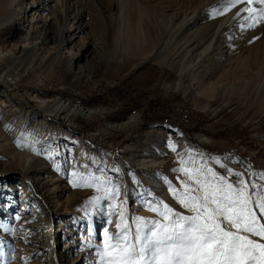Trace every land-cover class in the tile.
<instances>
[{"label": "rangeland", "instance_id": "374dc122", "mask_svg": "<svg viewBox=\"0 0 264 264\" xmlns=\"http://www.w3.org/2000/svg\"><path fill=\"white\" fill-rule=\"evenodd\" d=\"M31 1L41 8L29 13ZM261 9L259 0H0V102L8 104L0 103V264H106L105 243L125 225L134 240L139 218L169 223L159 214L164 204L193 215L172 192L184 191V169L208 179L214 172L234 187L242 178L253 201L264 195ZM57 102L88 113L55 116ZM31 147L49 163L67 160L65 181L54 182L52 170L26 176L8 158ZM151 152L159 164L138 169ZM151 171L166 197L145 180ZM84 177L99 190L73 186ZM47 208L53 227L26 225L37 213L49 223ZM64 225L80 248L65 251ZM56 231L54 261L32 248Z\"/></svg>", "mask_w": 264, "mask_h": 264}, {"label": "snow or ice", "instance_id": "6c2138e0", "mask_svg": "<svg viewBox=\"0 0 264 264\" xmlns=\"http://www.w3.org/2000/svg\"><path fill=\"white\" fill-rule=\"evenodd\" d=\"M229 2L235 7L238 0ZM259 3L264 4V0ZM260 13L264 15V9ZM183 171L188 177V181L183 182L184 191L178 194L173 188L172 192L193 215H182L164 204L159 214L169 223L139 218L134 240L128 235L127 226L122 228L118 224L123 234L116 237L115 243H105L101 259L107 256L106 264H264V244L249 238V235L264 238V223H259L264 219V195L257 194L253 201L248 182L242 178L239 186L234 187L214 172L208 179L198 171ZM234 175L242 177L241 173ZM82 179L84 183L74 181L73 186H95L99 190V185L88 183L90 177ZM253 204L260 213L259 219ZM148 224L153 228L145 234ZM111 239L108 237V241Z\"/></svg>", "mask_w": 264, "mask_h": 264}, {"label": "bare ground", "instance_id": "6f19581e", "mask_svg": "<svg viewBox=\"0 0 264 264\" xmlns=\"http://www.w3.org/2000/svg\"><path fill=\"white\" fill-rule=\"evenodd\" d=\"M35 3H36L35 1H31L30 3H28L29 5H31V10L29 11V13L33 12V10L35 8H37V7L39 8L41 6V4H38V5L35 6L34 5ZM24 10L25 11L27 10V6H26V8ZM11 14H17V10L11 12ZM80 16H82V12L80 13V11H78L75 14V16L72 17V19H75V24L80 19ZM16 17H17V15H16ZM31 20H32L31 22L34 21V19H31ZM64 21H65V23H68L69 17H65L64 18ZM64 32H66V31L63 30L62 32H60V34L58 36L59 42L61 44H63ZM43 40L44 41L46 40V42H47L49 40V38L46 36V37H44ZM86 50H87V47L84 50V53L83 52L80 53V58L84 56ZM4 56H7V54H5ZM0 103L2 105H8L5 101H1ZM40 104H41L40 105V108H44L47 105V103L45 101H41ZM64 110H67L70 113H75V112L76 113H79V112L88 113L86 110H84L82 108H78L77 106L73 107V106H69L68 104H62L60 102H57L56 105L52 108V110H50V112H52L53 115L57 116L58 114H62V112H64ZM179 111L182 112L181 115L184 118H187L188 119L189 115L184 114V110L183 109H180ZM168 121L169 120H167L166 122H168ZM7 125L8 124L4 122V126H7ZM125 125H127V124L124 123V124H121V125H118V126H121L122 127V126H125ZM168 125H170V123ZM200 138H202V137L200 136ZM29 151L30 152H27L26 153V152L18 151L16 149L14 151V149H13V150L10 151V153L12 154V156H8V158L13 159V162L15 160H18V162L20 164H22L23 171L25 172L24 174H26V176H28V174H31V173L36 172V171H44L46 173H49V170H52V173H56V175H55V181L54 182H56V180L65 181L66 178L63 179V177L67 175L68 168H69L68 167V161L67 160H64L62 158H59V159H56L55 161H53L52 163H49L46 158L44 159V155H39L38 154L39 152H36L35 148L31 147L29 149ZM155 156H157V153H154V152H151V154H149L148 156H142V158H140L138 160V169L145 170V169H147V166L150 165V163H152V165L157 166L159 163H158V160L156 159ZM34 159L42 160V161H40L38 163V167H37V165H35V163L33 164V166H31L32 161ZM144 178L148 182V184L150 186H152L153 189L158 192V194L160 196H165V197L167 196L166 187H165L164 183H162V181H160L157 178L156 173H154L153 171H151L148 174L144 175ZM134 183H135L134 184L135 185L134 187H137V188H139L141 190V188L139 187V184L140 185L143 184L141 182V178H138V179L134 180ZM57 189H59V185L57 186ZM34 190L36 192L38 189H35L34 188ZM65 190L66 191H69L70 190V187L69 188H65ZM58 205H60V204H58ZM53 211L54 210H51L50 211L49 208H47V210L45 211V213L47 214V217H48V222H49L46 225L42 224V223H44L45 220L44 221L41 220L42 218H40L39 213H37L35 216H32L31 218L29 217L28 218L29 220H27V221H30V222H27L26 225L27 226H30V227H35L36 229H41L42 228V230H43L44 227L46 228L45 230H47V227L48 228L49 227H53V225L51 224ZM45 213H43V214H45ZM31 219L34 220V221H31ZM66 225H69L70 226V225H72V223L70 221H67L66 222ZM63 229L65 231L64 232V236H65L66 239H68L64 243V249H65V251L68 252L72 248H75V249L76 248H80V245L78 244L77 240H74V238L71 236L73 233H75V231L69 230V228L66 227L65 225H64ZM56 233H57V231L54 232V234H48V235L45 234V235H43V238H34L35 240L33 242H35V243H33L34 246H33L32 249L35 250V251H37L38 249H46L47 251L49 250L48 252L51 253L50 255L52 256V260H54V261L57 260L56 259V249H57L58 246H57V242H55ZM69 233H70V235H69ZM69 238L72 239L71 242L69 241ZM42 239L46 240V242L44 243V245H45L44 247H40L41 246L40 244H41V240ZM84 253H85V251L82 250V252L80 253V256H83Z\"/></svg>", "mask_w": 264, "mask_h": 264}, {"label": "built area", "instance_id": "2783aa9c", "mask_svg": "<svg viewBox=\"0 0 264 264\" xmlns=\"http://www.w3.org/2000/svg\"><path fill=\"white\" fill-rule=\"evenodd\" d=\"M180 114H182V112L180 111Z\"/></svg>", "mask_w": 264, "mask_h": 264}]
</instances>
